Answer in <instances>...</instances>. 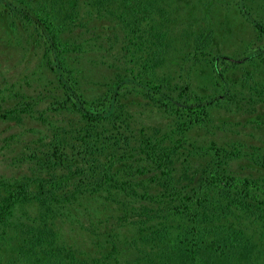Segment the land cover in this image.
<instances>
[{"label":"trees","instance_id":"16d2710c","mask_svg":"<svg viewBox=\"0 0 264 264\" xmlns=\"http://www.w3.org/2000/svg\"><path fill=\"white\" fill-rule=\"evenodd\" d=\"M227 2L256 33L247 49L224 52L223 40L203 26L178 46L181 36L166 22L177 21L182 0H0L3 38L16 36L24 59L37 56L40 81H47L33 94L7 82L0 88L4 128L26 119L42 128L0 140L8 168L18 173L0 174V264L263 258L264 179L233 165L264 169V155L235 142L220 145L212 114L245 102L232 92L234 71L249 83L256 73L249 64L264 70V0ZM103 12L110 25L94 36L87 19ZM187 12L178 23L189 20ZM88 55L96 57L93 68L108 67L100 79L87 81L79 69ZM192 66L212 73L213 92L192 90ZM258 86L247 105H264V83ZM146 111L159 123L141 125L135 115ZM195 130L210 137L195 139ZM5 158L0 154V163Z\"/></svg>","mask_w":264,"mask_h":264},{"label":"rangeland","instance_id":"374dc122","mask_svg":"<svg viewBox=\"0 0 264 264\" xmlns=\"http://www.w3.org/2000/svg\"><path fill=\"white\" fill-rule=\"evenodd\" d=\"M181 7L183 9L180 8V10L175 11L176 20L179 21L181 15H184L186 13V10H188L186 15L189 17V20H187L190 23L186 20H183L182 22L180 20V22L178 23L177 21H175V18L173 23L168 24V22H166V27L170 28L171 26L170 31L174 33V36H181L180 38L182 41L178 45L180 47H182L184 43L192 41L194 39V36H196L195 34L198 33L202 26L204 28H213L215 38L218 40L220 38L224 42V52H229L230 50L236 51L238 49L241 50L240 48L245 46L247 49L248 45L256 37V33L252 25L247 24L243 16L239 15L238 11L235 8V5H229L227 0H182ZM205 8H207L209 11L206 12L207 10ZM90 11L91 10H89V12ZM252 13L257 17L254 12ZM82 14H84V11H82ZM174 15L172 13V16ZM177 15H180V17L177 18ZM107 17H109L107 12H103L102 15H99V17L95 16V18L87 19L91 20L90 22H87V24H89L88 27L94 31H91V34H93L94 36H98L97 31H102L105 27L110 25L111 21ZM2 29H6V25L4 22H0V88H4L3 82H7L9 86H13L12 88H22L26 93L33 94L35 88H38V81H40V79H43L45 76L43 75L41 70L37 69V65L39 64L37 59L38 57L35 56L30 61H28V59H24V52L21 48L17 47L19 39H17L16 36H13L10 39V42H8L9 36L8 39L3 38L4 32ZM181 33L189 35L186 38V35L183 36ZM22 37L24 38V35ZM87 37L88 36H86V38ZM177 48L180 49L179 47ZM186 51H189V49H186ZM247 53H249V51ZM250 53L253 52L250 51ZM114 54L116 55V53H113V55ZM235 54H237V52ZM235 54L233 53L232 55L231 53H227L226 55L235 57ZM95 58L96 57L93 55H88L79 66V69L84 71L87 81H89L90 78L92 80H95L99 77H102L105 71L108 70V67L102 66L100 64L94 67L97 69H94L93 63L96 62ZM111 59L113 60L116 58L113 57ZM185 66H187V64H185ZM247 67L246 70L256 71V73H254V75L252 76L254 80L250 81L249 79V83H246L244 81V73L242 72V70L238 69L230 75L232 76L230 78V81L233 84L232 92L236 93L238 99L245 98V102L240 104L238 108H236L235 105L230 107L227 105L224 107L222 106V109L215 110L213 112L212 117H214V126L220 128H218V131L215 132L216 134L213 135L214 139H217V142L220 145H223L224 143L231 144L235 142L240 145H244V151L246 152H249L252 147H255L261 149V154L264 155V105L257 104L254 106L250 103L249 105H247L249 100L258 98L257 94L261 91L258 85L261 82L264 83V70L261 67H258L256 69L257 66H251L250 64ZM189 71L190 73H188ZM186 72L187 74H189V77H191L190 81L193 91H196L203 96H206L209 93L213 92L214 83L211 82L212 73L208 69L200 66H192L188 67ZM28 78L30 84L26 83ZM41 82L42 81H40V83ZM46 82V80H43L41 85L45 86ZM143 114L144 115L141 117L135 115L141 125L148 126L159 123L157 114L155 115L151 112L148 113L147 111ZM257 122H262L263 124H259ZM10 124L12 126H10ZM6 125L7 124H0V140L1 138H3V136L5 137L8 133L11 132H23L27 137V135H30V131H28V129L30 130L33 128H40L38 122L32 119H26L22 125L9 123L7 128H4ZM41 129L42 128H40V130ZM3 130H5V133H3ZM23 130H26L27 132H24ZM193 132L195 133L194 138L200 141L207 137H210V134L206 133L207 131L195 130ZM0 154H3L6 157L5 163H0V174L6 175L8 177L16 176L18 174L17 171L11 167L8 168V165L10 164V154L6 151H2L0 152ZM7 158L8 160H6ZM240 168H243L244 171H242V173L247 176H251L256 179H264V169H260L257 166L250 165L242 161L236 162V164L233 165L234 170H240ZM243 241V239L240 240L241 243H243ZM262 241H264V239ZM263 246L261 249V251L263 252V258L255 261L257 262L256 264H264ZM242 262L243 261L241 260V263ZM249 262L246 261L242 264H251ZM232 263L235 264L237 262L233 260Z\"/></svg>","mask_w":264,"mask_h":264}]
</instances>
